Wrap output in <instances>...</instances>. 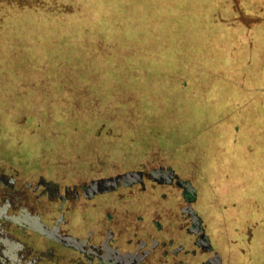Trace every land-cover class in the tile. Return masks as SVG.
Instances as JSON below:
<instances>
[{
  "label": "rangeland",
  "instance_id": "1",
  "mask_svg": "<svg viewBox=\"0 0 264 264\" xmlns=\"http://www.w3.org/2000/svg\"><path fill=\"white\" fill-rule=\"evenodd\" d=\"M237 3L0 0V163L167 165L226 264H264V9Z\"/></svg>",
  "mask_w": 264,
  "mask_h": 264
},
{
  "label": "flooded vegetation",
  "instance_id": "2",
  "mask_svg": "<svg viewBox=\"0 0 264 264\" xmlns=\"http://www.w3.org/2000/svg\"><path fill=\"white\" fill-rule=\"evenodd\" d=\"M92 155L72 181L0 163V264H226L190 180L167 165L104 168Z\"/></svg>",
  "mask_w": 264,
  "mask_h": 264
},
{
  "label": "trees",
  "instance_id": "3",
  "mask_svg": "<svg viewBox=\"0 0 264 264\" xmlns=\"http://www.w3.org/2000/svg\"><path fill=\"white\" fill-rule=\"evenodd\" d=\"M235 1H238V3L237 4H239L238 5V9H239V7H240V0H235ZM258 1V7H263V9H264V0H257ZM222 6L223 7H225L224 8V10L221 12V13H218V17H217V19H216V21H215V23L216 24H220V25H225V26H227V27H229L230 29H233V30H241L240 28H238V27H236L235 25H234V23H233V21L231 20L232 19V15H233V11H235L236 9L233 7V5L231 4L230 5V8H229V10L227 9V7H226V4H223L222 3ZM244 5H242L241 6V8L243 7ZM244 7H247V6H244ZM225 12V14H226V16H225V14L223 15V13ZM261 22H263V21H260V23ZM259 23V24H260ZM251 30L252 29H248V30H246L245 29V36H244V41L246 42V43H251V41H253V39H252V35L250 34L251 33ZM233 43V42H232ZM207 74H209V73H206L205 75H207ZM196 93L198 94V95H200L201 94V92L200 91H196ZM223 254H224V252H222ZM224 257L226 256V255H223Z\"/></svg>",
  "mask_w": 264,
  "mask_h": 264
}]
</instances>
